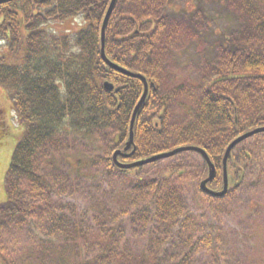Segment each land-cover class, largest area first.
Instances as JSON below:
<instances>
[{
  "label": "trees",
  "instance_id": "16d2710c",
  "mask_svg": "<svg viewBox=\"0 0 264 264\" xmlns=\"http://www.w3.org/2000/svg\"><path fill=\"white\" fill-rule=\"evenodd\" d=\"M111 3L0 0V85L24 131L0 204V264H228L226 217L254 199L264 210V132L231 152L223 197L201 190L209 166L196 152L117 166L144 83L104 61ZM67 21L76 29L57 32ZM105 54L152 86L135 152L119 160L200 147L216 167L208 187L223 190L228 146L264 128V0H117ZM5 123L0 110V148ZM73 138L81 156L67 155ZM81 190L89 208L78 211Z\"/></svg>",
  "mask_w": 264,
  "mask_h": 264
},
{
  "label": "rangeland",
  "instance_id": "374dc122",
  "mask_svg": "<svg viewBox=\"0 0 264 264\" xmlns=\"http://www.w3.org/2000/svg\"><path fill=\"white\" fill-rule=\"evenodd\" d=\"M56 26H58L57 32H66L71 30V28L72 30L76 29L71 21ZM0 110L4 112L5 124L10 131L9 136L4 141V146L0 148V204H2L6 201L7 197L6 174L10 168L15 148L24 136V131L13 110V93L11 90L1 85ZM128 140H130V135ZM71 141L72 146H70V152L67 155H71L72 157L81 156V154L77 153L78 148H74L76 146V140L73 138ZM117 151L118 150L113 151L111 156H114ZM61 153L62 150L56 153L55 156H65ZM126 154L125 158L131 156L129 153ZM87 156H97V158H100L101 156H105V154L103 152L93 151ZM66 168L68 169V166H66ZM102 169L105 170L103 167L93 169L91 171V177L93 178L95 173H97V175L101 173ZM122 184L116 183L112 186L120 188ZM199 199L203 205L204 201H207L206 194L203 193ZM72 200L75 201L74 204L77 206L78 211L89 208V202L85 199L82 190L81 192L78 191V193H75L71 198V201ZM112 203L113 202H109V205L111 206ZM253 203L255 206H252L250 210L247 207L236 210V212L229 214L224 221L222 233L223 240L221 239V241L226 246L224 251L229 257L228 264H264V210L257 213V210L262 209H258L256 206L259 205L261 201L254 199ZM208 264L212 263H209L208 260Z\"/></svg>",
  "mask_w": 264,
  "mask_h": 264
},
{
  "label": "water",
  "instance_id": "95a60500",
  "mask_svg": "<svg viewBox=\"0 0 264 264\" xmlns=\"http://www.w3.org/2000/svg\"><path fill=\"white\" fill-rule=\"evenodd\" d=\"M117 0H112V3L110 5V8L107 12V15L105 17V20H104V23H103V27H102V56L104 58V61L111 67H113L114 69H117L119 70L120 72L124 73V74H127L129 76H132V77H135V78H138L140 80L143 81L144 83V87H145V91H144V94L140 100V102L138 103V105L136 106V109L133 113V116H132V120H131V125H130V140L129 142L127 143V146L126 148L124 149V152L123 151H117L114 156H113V159H114V163L119 166L120 168L122 169H132V168H135V167H138V166H143L145 164H148V163H151V162H154V161H157L159 159H163V158H167V157H171L179 152H182V151H197L199 153H201L203 155V157L205 158V160L207 161V163L209 164L210 166V178L208 180H206L205 182L202 183L201 185V188L202 190L206 191V192H209L215 196H222L228 189V174H227V161H228V158H229V155L231 153V150L237 145L239 144L241 141H243L244 139L254 135V134H257V133H260V132H263L264 129H259V130H256L255 132H252V133H249V134H246L242 137H240L239 139H237L236 141H234L227 149L226 151V154H225V158H224V179H225V189L222 193H214L212 192L211 190H209L207 188V183L212 180L215 176V167L214 165L211 163L210 161V158L209 156L207 155V153L200 149V148H196V147H187V148H181V149H178V150H175L173 152H170L168 154H163V155H159V156H156V157H153V158H150V159H147V160H144V161H141V162H137V163H133V164H122L118 161V157L119 156H123L125 152L129 151L131 149V147L134 145V125H135V121H136V117H137V114L138 112L140 111L142 105L144 104L146 98H147V95H148V92H149V83L147 82L146 78L143 77L142 75H138V74H133L127 70H124L120 67H118L117 65L111 63L108 58L106 57V54H105V42H106V28H107V25H108V21L110 19V16L113 12V9H114V6H115V3H116ZM105 87L109 90H112L113 89V86L111 84H106Z\"/></svg>",
  "mask_w": 264,
  "mask_h": 264
}]
</instances>
